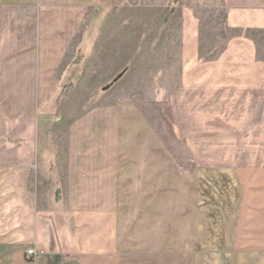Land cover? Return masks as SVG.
<instances>
[{
    "label": "crops",
    "instance_id": "0c3cea01",
    "mask_svg": "<svg viewBox=\"0 0 264 264\" xmlns=\"http://www.w3.org/2000/svg\"><path fill=\"white\" fill-rule=\"evenodd\" d=\"M121 4L0 0V264H264V0H183L144 25L174 49L178 151L115 94L119 68L88 90L104 27L80 47Z\"/></svg>",
    "mask_w": 264,
    "mask_h": 264
},
{
    "label": "rangeland",
    "instance_id": "374dc122",
    "mask_svg": "<svg viewBox=\"0 0 264 264\" xmlns=\"http://www.w3.org/2000/svg\"><path fill=\"white\" fill-rule=\"evenodd\" d=\"M183 0H122V9L118 10H102L99 16H95L93 25H95L94 30L90 31L87 38V43L84 48L80 47V52L82 56H87L88 52L91 50L89 45L91 41L97 39V31L102 27L105 30V34L108 35L110 47H107L105 40L102 38L100 43H105L102 47L97 45V50L95 51V57L107 58L108 63L104 68V65L100 66L96 70L91 71L92 79L89 80L88 90L90 94L96 93L102 89L104 84L113 83V79L119 75L120 81H118L116 88L120 87L121 90L116 91L122 100H126L134 103L145 120L152 126L157 135L163 139L171 149L179 150L181 145V140L177 128L175 127L170 109L167 104V91L169 90V81L163 79L162 74V64L165 62L163 56H169L170 60L174 56V49H163L159 47V38L153 43L150 37L145 36L155 35V31L147 32L148 30L144 26L145 24L154 25L153 28L161 30L162 24H168L174 10L181 4ZM173 3L176 5L172 8ZM129 5V7H126ZM152 6V7H151ZM109 11V12H108ZM217 23L218 21L217 17ZM114 25H121V31L106 32L108 29H113ZM142 26V32L130 31L131 26ZM166 26V25H165ZM141 27V26H140ZM213 28L205 27V29ZM220 29V27L218 28ZM147 32V33H146ZM215 36L221 39L219 31H216ZM111 35V37L109 36ZM113 34L117 35V46L112 47ZM206 42L209 45L213 42V31L207 32ZM98 35V34H97ZM96 36V37H95ZM79 37L77 40H79ZM137 41H136V40ZM135 41L137 46L135 48ZM206 44V45H207ZM78 48V47H77ZM76 47L71 49L75 51ZM208 55L207 57H209ZM96 58V61H98ZM106 60V61H107ZM172 64L169 65L171 67ZM120 69L119 74H115L116 69ZM168 72H174L173 67L168 68ZM94 74V76H92ZM97 74V79L94 77ZM104 78L110 80L104 81ZM171 82V81H170ZM33 185V183H32ZM31 185V186H32ZM7 185L4 184L0 191L6 193L7 195ZM2 202V196L0 195V203ZM13 205V202H10ZM16 210V209H14ZM9 218L11 214H8V209H3L0 207V231L7 225H3L1 221L2 213Z\"/></svg>",
    "mask_w": 264,
    "mask_h": 264
},
{
    "label": "built area",
    "instance_id": "2783aa9c",
    "mask_svg": "<svg viewBox=\"0 0 264 264\" xmlns=\"http://www.w3.org/2000/svg\"><path fill=\"white\" fill-rule=\"evenodd\" d=\"M35 255V251L34 250H27L25 253V258L27 260L32 259Z\"/></svg>",
    "mask_w": 264,
    "mask_h": 264
},
{
    "label": "trees",
    "instance_id": "16d2710c",
    "mask_svg": "<svg viewBox=\"0 0 264 264\" xmlns=\"http://www.w3.org/2000/svg\"><path fill=\"white\" fill-rule=\"evenodd\" d=\"M174 4L176 5V3H173V6H172V8L175 6Z\"/></svg>",
    "mask_w": 264,
    "mask_h": 264
}]
</instances>
